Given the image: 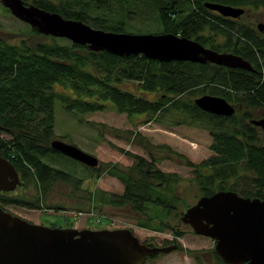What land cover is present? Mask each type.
I'll return each mask as SVG.
<instances>
[{
  "label": "trees",
  "instance_id": "1",
  "mask_svg": "<svg viewBox=\"0 0 264 264\" xmlns=\"http://www.w3.org/2000/svg\"><path fill=\"white\" fill-rule=\"evenodd\" d=\"M23 1L113 32L140 29L136 23L150 11L160 29L155 33L170 32L217 52L237 54L252 69L177 60L160 62L142 54L118 56L52 36L32 46L23 39L10 42L0 36V155L14 166L24 185L31 184L35 191L33 195H0L2 205L63 209L62 203L48 197L55 184L69 185L71 200L78 207L93 201L94 192L82 193L81 177L45 160L49 153H56L50 148L55 138V100L70 113L113 109L143 115V123L206 130L212 137V155L198 163L176 155L192 169L199 195L209 196L228 188L241 196L264 199V130L251 123L256 118L253 110H264V33L241 22V15L224 17L203 6L214 2L259 9L264 8V0ZM203 94L222 97L234 106L235 112L222 116L202 111L193 100ZM96 130L102 136V129ZM129 155L133 163L126 168L114 164L82 166L89 174L103 170L122 183L120 194L103 196L110 205L127 206L141 215L148 214L150 207L157 208L160 213H155L154 218L159 229L167 227L169 215L181 222L183 211H177L175 206L180 199L169 186L177 180L175 173L159 170L154 155L149 160ZM245 172L250 176L246 177ZM174 232L182 235V231Z\"/></svg>",
  "mask_w": 264,
  "mask_h": 264
},
{
  "label": "water",
  "instance_id": "2",
  "mask_svg": "<svg viewBox=\"0 0 264 264\" xmlns=\"http://www.w3.org/2000/svg\"><path fill=\"white\" fill-rule=\"evenodd\" d=\"M10 15L40 34L65 38L91 51H106L118 56L142 54L160 62L172 60L213 63L230 68L252 69L243 57L217 52L196 40L170 32L129 33L93 28L80 20L48 12L23 0H0ZM203 6L224 17L237 18L241 7L205 2ZM263 31L264 26L257 24ZM202 111L230 116L234 106L220 96L203 94L194 98ZM251 123L264 130V117ZM50 148L84 166L98 165L96 156L60 139ZM20 185L18 172L0 155V191ZM195 234L214 240V250L226 264H264V199L241 196L220 190L201 196L181 217ZM176 244L147 246L129 228L91 229L51 227L28 221L0 206V264H143L147 258L167 253Z\"/></svg>",
  "mask_w": 264,
  "mask_h": 264
},
{
  "label": "rangeland",
  "instance_id": "3",
  "mask_svg": "<svg viewBox=\"0 0 264 264\" xmlns=\"http://www.w3.org/2000/svg\"><path fill=\"white\" fill-rule=\"evenodd\" d=\"M240 15L241 22L248 23L254 28L259 22L264 26V8H245ZM154 18L155 14L150 11L145 14L143 20L137 17L139 22L136 24L140 29H132V33L159 32L160 29ZM261 33H264V29ZM0 36L10 42L23 39L29 46L48 40L47 35L36 34L28 24L17 20L10 15V12H6L1 3ZM58 42L60 44L65 43V40H58ZM53 110L54 139L71 143L96 156L98 166L114 164L119 168H126L133 163V158L129 154H138L148 160L150 155H154L157 158L155 165L159 170L176 175L177 180L169 186L175 196L180 199V202L175 205L177 211H184L201 197L195 182L192 180V169L176 155L180 154L192 163H198L212 155L213 152L210 149L212 137L208 131L183 125L167 126L155 122L143 123L145 119L143 115H127L118 113L113 109L86 114L70 113L63 109L58 100H55ZM259 111L260 108L254 109L252 116L260 117L263 115ZM87 123L93 125L89 126ZM99 128L102 129V136L96 130ZM163 146L166 147L163 148ZM45 160L53 166L81 177L82 193L85 191L94 192L93 201L88 205L78 207L71 200L70 186L55 184L52 190L48 192V197L49 200L53 199L60 204L62 203L63 209H26V207L9 204L4 205L5 209L28 221L51 227L100 230L101 228H129L139 241L155 245L169 241L170 244H173L172 239L176 235L174 231H182V235L176 237L178 247L164 253L165 255L162 253L158 254L160 256L156 258L151 257L143 264H199L200 258H196L199 252L212 251L214 242L211 238L203 235L195 236L187 225L171 219L173 215L167 216V227L159 229L157 228L159 222L154 218L155 213H160L157 208L150 207L152 210L148 214L141 215L127 206L120 208L110 205L103 196L120 194L123 185L117 178L108 176L103 170L100 173L89 174L83 169L81 163L57 152L49 153ZM245 173L246 177L250 176L249 172ZM225 183L228 185L227 182ZM17 191V195L23 196L26 195L24 193L33 195L35 192L31 184H25ZM80 194L77 193V197ZM78 212H81L82 215H78ZM96 216H103L102 220L111 221V223H98L95 219ZM146 217H150L151 220L148 221ZM143 223L149 225H142ZM214 264H221V261L219 263L215 261Z\"/></svg>",
  "mask_w": 264,
  "mask_h": 264
},
{
  "label": "flooded vegetation",
  "instance_id": "4",
  "mask_svg": "<svg viewBox=\"0 0 264 264\" xmlns=\"http://www.w3.org/2000/svg\"><path fill=\"white\" fill-rule=\"evenodd\" d=\"M259 112H262V114H264V110H261V111H259ZM261 117H264V115H261L260 117H256V118H261ZM255 118V119H256ZM18 176H19V174H18ZM20 177V176H19ZM20 179V178H19ZM24 186V183L20 180V185H18L14 190H12V191H8V192H5L4 193V191H0V195L2 196V195H9V194H15L16 192H18L17 190H18V188H20V187H23ZM229 190V189H228ZM232 191V190H231ZM0 206L3 208V209H5L4 208V205H2L1 203H0ZM5 210H7V209H5ZM9 211V210H8ZM11 212V211H10ZM12 213V212H11ZM14 214V213H13ZM19 216V215H18ZM25 219V218H24ZM185 225H187V224H185ZM187 227H189V225H187ZM190 228V230L192 231V229H191V227H189ZM193 232V231H192ZM194 233V232H193ZM195 234V233H194ZM196 235H198V234H195V236ZM200 236H202V235H200ZM176 237H178V235L176 236L175 235V237H174V239H172V242L173 243H175L176 244V247H178V242H177V238ZM180 237V236H179ZM205 237V236H204ZM213 240V239H212ZM141 243H143L144 241H140ZM171 242V243H172ZM213 242H214V240H213ZM145 243V242H144ZM215 243V242H214ZM147 246H166V245H169L170 244V241L169 242H166V243H163V244H161V245H155V244H150V243H145ZM165 255V254H164ZM215 255H217L216 254V252H215V250H214V246H213V249H212V251H207V250H205V251H202V252H199V254L197 255V257L196 258H200L199 259V264H205V263H207V264H214V262L216 261V262H219V260L217 261V259H216V257H215ZM158 256H160V255H157V256H155V258L156 257H158ZM218 257V256H217ZM154 258V259H155ZM150 258H147V259H145V261H144V263H146L147 262V260H149ZM219 259H221L220 257H219Z\"/></svg>",
  "mask_w": 264,
  "mask_h": 264
},
{
  "label": "built area",
  "instance_id": "5",
  "mask_svg": "<svg viewBox=\"0 0 264 264\" xmlns=\"http://www.w3.org/2000/svg\"><path fill=\"white\" fill-rule=\"evenodd\" d=\"M97 221H98V223H101V220H99L98 218H97Z\"/></svg>",
  "mask_w": 264,
  "mask_h": 264
},
{
  "label": "bare ground",
  "instance_id": "6",
  "mask_svg": "<svg viewBox=\"0 0 264 264\" xmlns=\"http://www.w3.org/2000/svg\"><path fill=\"white\" fill-rule=\"evenodd\" d=\"M83 165V164H82ZM87 167V166H86Z\"/></svg>",
  "mask_w": 264,
  "mask_h": 264
}]
</instances>
